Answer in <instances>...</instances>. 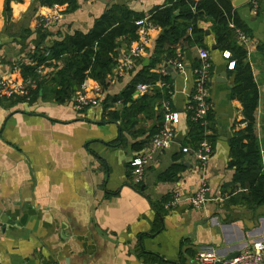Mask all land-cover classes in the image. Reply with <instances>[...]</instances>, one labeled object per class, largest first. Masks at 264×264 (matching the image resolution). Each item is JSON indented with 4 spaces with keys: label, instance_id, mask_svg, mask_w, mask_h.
<instances>
[{
    "label": "crops",
    "instance_id": "1",
    "mask_svg": "<svg viewBox=\"0 0 264 264\" xmlns=\"http://www.w3.org/2000/svg\"><path fill=\"white\" fill-rule=\"evenodd\" d=\"M39 1L10 0L11 12L6 17L0 0V78L13 74L21 63L27 64L28 55L37 47H51L75 32L87 34L95 20L113 6L150 16L168 0H80L76 12L48 28L46 39L33 24ZM238 4L233 7L251 34V44L243 48L258 87L256 134L264 171V2L256 13L251 0ZM199 27L206 31L208 49H188L181 41L174 47V60L179 59L183 69L169 60L152 70L159 74L165 69L172 76L168 104L178 114L179 123L174 127V145L155 152L140 183L135 181L131 161L150 148L153 137L170 124L144 119L137 130L145 136H128L125 145L120 122L107 117L125 106L118 102L105 110L104 101L108 95L120 94L142 67L150 66L160 32L135 70L117 79L109 75L100 107L80 112L74 99L58 103L50 92L56 72L53 62L38 76L46 86L43 98L41 89L35 101L0 99V264H196L194 257L200 249L228 259L254 242H264V205H238L230 202L238 191L228 195L234 176L229 167L230 140L244 119L242 104L232 98L235 77L229 64L234 60L224 58L226 51L217 49L211 23L201 21ZM130 44L127 39L119 40L117 59ZM199 49L210 52L213 65V154L205 170L192 154L182 152L191 138L186 106L194 89L193 65L198 63ZM139 98L133 95V100ZM146 137L148 146L134 151V140ZM203 185L209 189V200L195 210L185 200ZM173 194H179L182 201L169 211L165 205Z\"/></svg>",
    "mask_w": 264,
    "mask_h": 264
},
{
    "label": "trees",
    "instance_id": "2",
    "mask_svg": "<svg viewBox=\"0 0 264 264\" xmlns=\"http://www.w3.org/2000/svg\"><path fill=\"white\" fill-rule=\"evenodd\" d=\"M19 1V0H18ZM80 0H40L33 24L38 27L37 32L42 39L47 38L46 31L39 26L43 16L48 15L55 5L60 7V14L64 17L76 12L80 8ZM6 17L11 12L10 0H2ZM178 12V14H176ZM147 17L130 11L126 7L113 6L95 20L93 28L87 33L75 32L67 35L62 41H55L51 47H37L28 55L27 64L19 65L21 77L30 78L36 90L32 91L30 101L40 97V90L45 95L46 86L39 81L36 70L39 66H50L49 62L56 63L51 83L54 89L50 92L55 100L63 104L71 101L83 83H99L103 90L109 88L108 77L117 63V50L120 39L132 42L137 37L136 22ZM150 20L161 28L156 39L155 51L149 67L142 69L135 75L130 85L120 94L108 95L104 101V109L110 104L122 102L124 108L120 112H109V121L120 122L123 144H128V136L138 138L144 132L137 130L142 120L155 119L160 124L164 120L162 106L171 100L168 89L156 87L158 82L172 83V76H163L153 73L152 70L161 63L176 59L175 46L181 41L187 44L188 49L206 48V31L199 27L201 21L211 23V32L215 36L218 50L229 51L235 67L234 88L232 98L242 104L243 121L245 128H240L230 140V154L232 161L229 167L234 170V176L229 187L234 195L230 202L250 208L264 205V171L262 169V155L256 134V113L258 108V87L254 80L252 68L248 61L247 51L237 42V30L247 36L250 31L239 19L231 0H168L166 6L150 14ZM234 26V28L231 27ZM51 28V27H50ZM168 47V48H167ZM264 51V46L261 47ZM60 62V65L57 63ZM199 66L195 62L194 68ZM169 67V66H167ZM152 86V92L133 100L138 84ZM190 122V136L186 144L195 148L204 138V128L191 120L192 111H187ZM143 117V118H142ZM211 121V114L208 117ZM211 124V123H210ZM237 124V125H238ZM212 128V126H211ZM155 130L156 127H155ZM153 133V132H152ZM151 133V134H152ZM149 137L143 140H134L132 148L139 152L149 144ZM185 147V146H184ZM223 194H227L225 191Z\"/></svg>",
    "mask_w": 264,
    "mask_h": 264
},
{
    "label": "built area",
    "instance_id": "3",
    "mask_svg": "<svg viewBox=\"0 0 264 264\" xmlns=\"http://www.w3.org/2000/svg\"><path fill=\"white\" fill-rule=\"evenodd\" d=\"M264 0H251V6L254 13L257 12L259 5ZM63 16L60 14V7L55 5L52 11L41 18L39 26L43 29H48L54 25L61 23ZM137 37L131 42L130 46L123 53L122 58L117 59V63L113 68L110 78L117 79L137 68L141 60L147 56L153 38L158 34L161 29L155 25L150 17L139 19L136 23ZM234 28L233 25H231ZM237 37L239 45L246 47L251 44L250 38L241 30H237ZM230 52H224V58L231 59ZM199 66L193 69L194 75V89L190 95L186 112L192 111L191 120L198 122L204 128V138L193 149L190 146L182 148L184 154H192L199 163V168L205 170L213 154V144L210 137L213 134L210 121L208 117L212 110V103L210 101V83L212 81L211 70L212 61L210 52L205 49L198 50ZM175 68L178 70L183 69V64L180 60H174ZM45 65L39 66L36 73L41 76L44 74ZM235 62L229 64V69L233 70ZM20 69L15 68L13 74L0 78V99L2 100H22L29 102L32 98L33 81L28 78L24 79L20 76ZM163 76H168V72L163 69L160 72ZM156 87L160 89H168L169 94H172L170 86L165 82H158ZM152 92V86L140 83L137 85L135 93L140 97ZM103 88L99 83H83L76 91L73 101L74 107L77 111H84L88 108L100 107L102 104ZM166 114L164 120L170 127L163 128L156 134L152 141L151 147L143 150L138 156L133 158L130 165L133 169V176L137 183L144 179V173L147 166L153 160L154 154L158 150H169L175 143V125L179 123L178 114L172 113L169 108L168 102H164ZM245 123L240 124L242 128ZM209 189L207 186L197 191L185 200L187 204L195 209H202L209 200ZM182 200L179 194L171 195L170 200L166 203L165 208L169 211L174 210ZM2 227L0 226V232ZM196 264H264V242H254L252 246L239 253L236 258L226 259L218 255L216 251L200 249L194 257ZM57 264V263H52Z\"/></svg>",
    "mask_w": 264,
    "mask_h": 264
},
{
    "label": "water",
    "instance_id": "4",
    "mask_svg": "<svg viewBox=\"0 0 264 264\" xmlns=\"http://www.w3.org/2000/svg\"><path fill=\"white\" fill-rule=\"evenodd\" d=\"M243 1H245V0H234V2H233V5L234 6H238L239 4L238 3H240V2H242L243 3ZM176 14H178V12L176 13ZM216 47H214L213 49H215ZM145 64H149V61L148 60H146L145 61ZM169 71H171V70H169ZM171 73H173L172 71H171ZM173 76H175V74L173 73ZM238 256V254H233L230 258H228V259H233V258H236Z\"/></svg>",
    "mask_w": 264,
    "mask_h": 264
}]
</instances>
